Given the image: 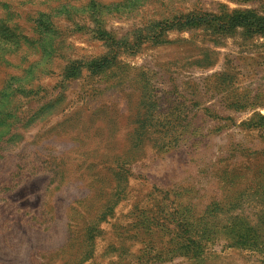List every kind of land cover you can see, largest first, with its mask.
I'll return each mask as SVG.
<instances>
[{"label": "rangeland", "instance_id": "rangeland-1", "mask_svg": "<svg viewBox=\"0 0 264 264\" xmlns=\"http://www.w3.org/2000/svg\"><path fill=\"white\" fill-rule=\"evenodd\" d=\"M235 11L264 23L0 0V264H264V35L214 29Z\"/></svg>", "mask_w": 264, "mask_h": 264}, {"label": "trees", "instance_id": "trees-1", "mask_svg": "<svg viewBox=\"0 0 264 264\" xmlns=\"http://www.w3.org/2000/svg\"><path fill=\"white\" fill-rule=\"evenodd\" d=\"M201 18L202 17H193L192 19L188 21H191V22L199 21V19ZM226 18L228 22L226 24L228 26L225 28V26L220 27L216 25V27H214L216 31H218L219 29H225L226 31H228L229 29H234L236 27H242V28L251 29L253 30L254 33H260L264 35L263 19L252 11H235L232 16L227 15Z\"/></svg>", "mask_w": 264, "mask_h": 264}]
</instances>
